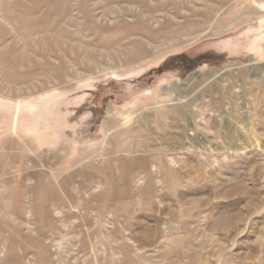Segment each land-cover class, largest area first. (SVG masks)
Wrapping results in <instances>:
<instances>
[{
    "label": "rangeland",
    "instance_id": "1",
    "mask_svg": "<svg viewBox=\"0 0 264 264\" xmlns=\"http://www.w3.org/2000/svg\"><path fill=\"white\" fill-rule=\"evenodd\" d=\"M263 4L0 0V264H264Z\"/></svg>",
    "mask_w": 264,
    "mask_h": 264
},
{
    "label": "bare ground",
    "instance_id": "2",
    "mask_svg": "<svg viewBox=\"0 0 264 264\" xmlns=\"http://www.w3.org/2000/svg\"><path fill=\"white\" fill-rule=\"evenodd\" d=\"M263 7H264V4H263ZM18 21V20H17ZM262 22V21H261ZM260 22V23H261ZM261 26V25H260ZM261 37V36H260ZM257 39V40H256ZM260 38L258 37V36H256L253 40H252V44L254 45V48L255 49H257L258 47H260V45H259V40ZM261 41V40H260ZM25 103V102H24ZM28 105V104H27ZM26 105V106H27ZM28 107L30 108V105H28ZM31 110H33V109H31ZM27 111V110H26ZM182 114V113H181ZM40 118V117H39Z\"/></svg>",
    "mask_w": 264,
    "mask_h": 264
},
{
    "label": "flooded vegetation",
    "instance_id": "3",
    "mask_svg": "<svg viewBox=\"0 0 264 264\" xmlns=\"http://www.w3.org/2000/svg\"><path fill=\"white\" fill-rule=\"evenodd\" d=\"M183 56H184V55H183ZM183 56H182V57H183Z\"/></svg>",
    "mask_w": 264,
    "mask_h": 264
}]
</instances>
